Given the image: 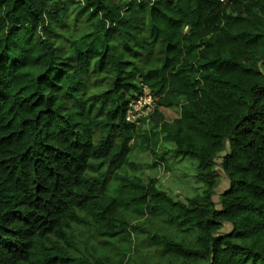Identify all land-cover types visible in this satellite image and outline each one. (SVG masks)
<instances>
[{
	"label": "trees",
	"instance_id": "obj_1",
	"mask_svg": "<svg viewBox=\"0 0 264 264\" xmlns=\"http://www.w3.org/2000/svg\"><path fill=\"white\" fill-rule=\"evenodd\" d=\"M262 61L264 0H0V264H104L77 250L82 225L115 255L145 236L160 256L264 264ZM142 86L201 196L106 177L134 168L124 116ZM179 102L169 126L162 109ZM128 208L175 238L129 224Z\"/></svg>",
	"mask_w": 264,
	"mask_h": 264
},
{
	"label": "rangeland",
	"instance_id": "obj_2",
	"mask_svg": "<svg viewBox=\"0 0 264 264\" xmlns=\"http://www.w3.org/2000/svg\"><path fill=\"white\" fill-rule=\"evenodd\" d=\"M258 66L264 71L263 61ZM179 104L181 102L168 109H162L164 120L169 126L180 114ZM133 127L135 139L129 143V146L132 145L133 148L128 154L127 160L128 164L134 165V168L124 166L120 170H114L105 166L103 169L107 178L111 179L119 174L128 183L133 179L143 184L154 181L156 187L174 201L199 197L203 194L204 186L196 178L197 164L195 161L173 154V144L167 142L163 131L152 125L148 119ZM138 137L148 138L150 150L156 152V155H151L146 143L137 140ZM216 171L219 184L216 192L221 193L226 188V179L218 167ZM116 182L113 184L112 181H108L109 196L116 193L124 195L118 192L119 186H121L120 180ZM213 202H217V196L213 198ZM125 212H127L126 218L129 224L165 239L175 238L171 227L158 221L147 211H131V208H128ZM71 231L77 250L92 261L103 259L104 264H201V262L182 261L171 254L160 256L157 252H161V250L150 246L145 236L135 239V245L131 248L130 253L122 254L120 251V255H115L112 252L117 248L113 249L111 245L94 239L93 232L89 227L85 225L73 226Z\"/></svg>",
	"mask_w": 264,
	"mask_h": 264
},
{
	"label": "built area",
	"instance_id": "obj_3",
	"mask_svg": "<svg viewBox=\"0 0 264 264\" xmlns=\"http://www.w3.org/2000/svg\"><path fill=\"white\" fill-rule=\"evenodd\" d=\"M226 2L229 0H220ZM155 108L154 99L147 87L142 86L140 94L132 98L125 111V122L132 126H137L148 119Z\"/></svg>",
	"mask_w": 264,
	"mask_h": 264
}]
</instances>
